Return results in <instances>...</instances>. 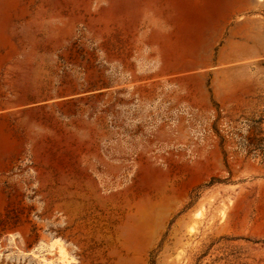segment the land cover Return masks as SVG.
<instances>
[{"label":"rangeland","instance_id":"1","mask_svg":"<svg viewBox=\"0 0 264 264\" xmlns=\"http://www.w3.org/2000/svg\"><path fill=\"white\" fill-rule=\"evenodd\" d=\"M260 138L264 0H0V264H264Z\"/></svg>","mask_w":264,"mask_h":264},{"label":"bare ground","instance_id":"2","mask_svg":"<svg viewBox=\"0 0 264 264\" xmlns=\"http://www.w3.org/2000/svg\"><path fill=\"white\" fill-rule=\"evenodd\" d=\"M61 248H62V247H61ZM61 252H62L63 256L66 257L65 251L62 250ZM61 257H62V256H61ZM64 257H63V258H64Z\"/></svg>","mask_w":264,"mask_h":264},{"label":"trees","instance_id":"3","mask_svg":"<svg viewBox=\"0 0 264 264\" xmlns=\"http://www.w3.org/2000/svg\"><path fill=\"white\" fill-rule=\"evenodd\" d=\"M259 141H261V142H264V138H260V140Z\"/></svg>","mask_w":264,"mask_h":264}]
</instances>
